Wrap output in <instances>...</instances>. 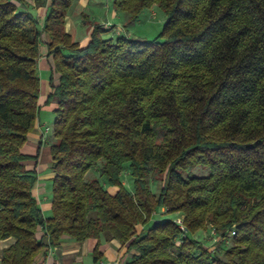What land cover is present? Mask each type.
I'll return each instance as SVG.
<instances>
[{
	"label": "trees",
	"instance_id": "trees-1",
	"mask_svg": "<svg viewBox=\"0 0 264 264\" xmlns=\"http://www.w3.org/2000/svg\"><path fill=\"white\" fill-rule=\"evenodd\" d=\"M31 1L0 0V239L14 238L0 264H34L63 235L96 238L94 260L115 239L133 251L124 264H264V0H112L127 22L157 4L162 29L106 37L81 12L83 46L63 27L73 0ZM42 32L58 74L48 216L20 150L38 112ZM198 165L206 173L183 175ZM152 171L165 172L156 193ZM159 208L180 212L183 229L150 221ZM207 224L231 237L222 257L190 236Z\"/></svg>",
	"mask_w": 264,
	"mask_h": 264
},
{
	"label": "crops",
	"instance_id": "crops-1",
	"mask_svg": "<svg viewBox=\"0 0 264 264\" xmlns=\"http://www.w3.org/2000/svg\"><path fill=\"white\" fill-rule=\"evenodd\" d=\"M74 3L79 6L75 14H78L80 18L74 14L72 15L68 10L63 24L64 30L71 35L73 40L83 46L89 38L91 25L82 19L81 12L88 13L90 20L95 21L96 17L94 16H98L99 19L95 22L112 25V27H107L104 36L113 37L115 33L113 30L119 25V23H115L117 22L115 20L119 17L120 19L121 17L123 18L124 14L116 11L113 6H103L98 0H74ZM92 4H96L101 8V12L98 15L95 14L97 7ZM31 11L41 22L46 8L44 6L33 7ZM134 36L131 35L130 37L138 38ZM48 40L47 33L42 32L40 35L39 55L36 59L39 76L38 112L33 127L27 133L26 140L20 148L21 152L28 156L22 161L25 169L35 171L36 180L32 187V192L38 201L43 216H48L51 212L50 179L54 173L50 169V135L53 109L57 106L56 96L48 97V95L52 92V85L57 83L58 77L57 73H53L51 78L52 58L48 53ZM46 126L49 128L48 131H44ZM116 189V186H107L110 194H114ZM35 234L40 237L42 229L37 227ZM13 241L14 238L11 236L0 239V256L2 249ZM96 244L97 239L94 237L76 241L68 235H63L58 245L40 250L34 257V264H124L130 253L133 252L132 250L126 251L125 246L115 239L101 240L97 247L99 256L94 260L93 250Z\"/></svg>",
	"mask_w": 264,
	"mask_h": 264
},
{
	"label": "rangeland",
	"instance_id": "rangeland-1",
	"mask_svg": "<svg viewBox=\"0 0 264 264\" xmlns=\"http://www.w3.org/2000/svg\"><path fill=\"white\" fill-rule=\"evenodd\" d=\"M98 1L101 2L103 6L105 5L108 7L112 6V0H98ZM92 5L94 7H97L96 8L97 12L95 14L98 15V13L101 12V8L96 4L95 5L92 4ZM78 7L79 6L78 5L76 6L73 0L68 10L69 13H71L72 15L74 14L76 15V17L80 18L78 14H75L77 13ZM94 17H96L95 21H98L99 19L98 16H94ZM119 19L120 17L115 20L117 21L115 23H119V25H117V27L115 26L116 28L113 30V32H115L113 37H115V35L124 33L128 37H130L131 35H135L134 37H138L139 39H152L162 29L166 16L164 11L157 4H152L150 7L144 8L140 12L138 18L131 22H127L126 14H124L123 18L121 17V19L120 20ZM104 25L106 27L110 26L108 23H104ZM110 27H112V25ZM204 173H206L205 168L198 165L189 168L188 171L186 172L184 171L183 175H187V174L202 175ZM86 175L96 176L97 170L95 168H91L90 170H88ZM164 177H165V172L152 171L150 173V179H149L150 187L153 192L156 193L158 191L159 187L163 183ZM121 179L125 186L130 187L131 183L127 170H124ZM164 210H165L164 208L157 209L150 221H155L157 219H162L165 217L172 218L176 223L178 219L181 220L182 214L180 212H174L170 214V213H166ZM177 224L179 225V223ZM137 229H140L139 226L137 227ZM190 236L201 241L210 250L218 251L221 257H222L221 251L223 249L228 248L232 244L231 237L221 239L219 234L216 233L209 224L205 225L202 228L196 229L192 234H190ZM177 241L178 240H176V242Z\"/></svg>",
	"mask_w": 264,
	"mask_h": 264
},
{
	"label": "built area",
	"instance_id": "built-area-1",
	"mask_svg": "<svg viewBox=\"0 0 264 264\" xmlns=\"http://www.w3.org/2000/svg\"><path fill=\"white\" fill-rule=\"evenodd\" d=\"M49 130V128L46 126L45 128H44V131H48ZM177 223H179V226L183 229V226H182V224H181V220H177Z\"/></svg>",
	"mask_w": 264,
	"mask_h": 264
}]
</instances>
